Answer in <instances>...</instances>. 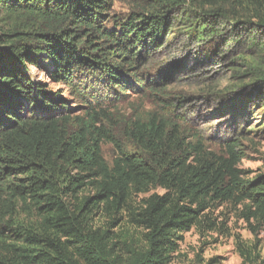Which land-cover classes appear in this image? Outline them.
Listing matches in <instances>:
<instances>
[{
    "label": "trees",
    "instance_id": "trees-1",
    "mask_svg": "<svg viewBox=\"0 0 264 264\" xmlns=\"http://www.w3.org/2000/svg\"><path fill=\"white\" fill-rule=\"evenodd\" d=\"M114 1L0 0V19L12 20L0 31V264H174L193 229L223 233L210 212L228 203L244 204L251 232L264 234V175L242 176L238 145L209 154L199 136L191 141L176 120L152 114L126 130L145 158L127 153L99 126L108 117L104 106L127 93L166 91L167 74L154 79L147 66L181 11L210 7L188 32L201 49L233 24L254 40L261 31L255 45L264 53V0H149L147 12L111 18ZM247 8L255 11L252 28L237 17ZM254 76L264 86V68ZM77 107L84 117L73 116ZM105 142L119 151L112 166ZM87 189L93 194L82 195ZM153 189L164 194L133 205ZM20 210L30 220L16 216ZM241 255L246 264H264L247 247Z\"/></svg>",
    "mask_w": 264,
    "mask_h": 264
},
{
    "label": "rangeland",
    "instance_id": "rangeland-1",
    "mask_svg": "<svg viewBox=\"0 0 264 264\" xmlns=\"http://www.w3.org/2000/svg\"><path fill=\"white\" fill-rule=\"evenodd\" d=\"M150 6L149 0H115L108 15L126 18L133 13L147 12ZM197 9L199 13L179 12L163 47L151 52L153 57L147 69L154 79L167 74L166 91L127 93L119 102L104 106L108 117H104L99 126L111 133L127 153L147 158L127 137V128L134 121L152 114L163 118L169 116L186 130L187 139L192 141L193 136H199L209 154L226 155L228 144L238 145L244 154L238 169L245 179L264 175V86L259 87L254 76L264 68V53L255 45L263 34L253 32L257 38L254 40L247 31L235 30L233 24H225L221 26L223 32L220 36L205 41V48L201 49L202 44L189 39L188 32L196 22L199 24L200 16L210 7L202 10L198 6ZM228 10L233 11V8ZM244 10L237 11V17L242 22L253 23L248 27L252 28L256 24L255 11L251 8ZM11 25L10 18L0 19V31L7 32ZM210 48L213 56L212 53L208 55ZM32 72L61 98L70 100L72 107L79 105L71 100L64 86L52 83L49 76L38 69H32ZM84 112L77 107L73 116L82 118ZM102 152L111 166L119 156L116 146L109 142L103 144ZM154 193L164 194L160 189H153L148 194L134 197L133 205L140 207L141 201ZM92 194L93 190L87 189L82 195ZM244 206L228 203L213 209L210 217L217 224H224L223 233L193 229L184 236L174 264H206L214 258L222 264H246L241 255L243 246L263 259L264 234L255 236L251 232L242 217ZM19 215L21 220H30L22 210L16 213ZM95 223L104 226L106 221L96 217ZM123 226L134 233V228L127 223Z\"/></svg>",
    "mask_w": 264,
    "mask_h": 264
}]
</instances>
